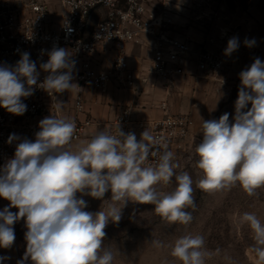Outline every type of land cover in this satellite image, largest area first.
<instances>
[{"label":"clouds","instance_id":"1","mask_svg":"<svg viewBox=\"0 0 264 264\" xmlns=\"http://www.w3.org/2000/svg\"><path fill=\"white\" fill-rule=\"evenodd\" d=\"M254 43L245 41L248 47ZM238 47V38L229 39L225 54ZM48 57L40 65L48 75L39 84L40 72L29 53H22L14 66L0 64V107L20 116L27 110L23 100L34 94V86L49 95L79 88L72 82L75 61L68 50L54 47ZM239 78L232 122L227 112L218 120H203V138L195 145L196 165L203 173L197 187L204 192L238 184L253 196L264 187V61L255 58ZM63 104L56 101L57 111ZM75 130L74 120L51 115L39 121L34 141L9 136V144L18 142L14 155L0 166V198L9 201L0 210V248L13 246L14 224L23 219L26 249L17 264H112V251L103 247L105 229L110 222H120L129 202L153 205L168 223H191L193 215L186 209L196 206L193 180L187 171H177L181 166L164 137L146 128L138 140L135 133H125L119 126L115 135L99 131L72 150ZM150 156L156 160L146 164ZM173 177L176 186L171 191L157 187L169 185ZM108 192L111 203L105 210H85L88 203L83 196L105 201ZM238 222L254 233L252 251L261 264L264 224L252 213H244ZM152 244L163 247L160 241ZM171 256L182 264H205L211 253L203 236L186 234L175 240Z\"/></svg>","mask_w":264,"mask_h":264},{"label":"built area","instance_id":"2","mask_svg":"<svg viewBox=\"0 0 264 264\" xmlns=\"http://www.w3.org/2000/svg\"><path fill=\"white\" fill-rule=\"evenodd\" d=\"M158 0H0V64L14 66L27 52L40 72L38 84L48 75L40 69L54 47L68 50L78 71L73 83L78 85L68 107L57 111L56 101L64 103L62 93H49L35 87L34 94L23 100L27 110L17 116L0 107V166L14 155L16 143L9 144L10 134L20 139L35 140L39 121L48 116L71 115L76 130L70 148L77 150L80 142L90 140L99 131L115 135L120 126L125 133H141L148 128L154 136H162L169 150L176 155L186 146L192 122L186 115L162 113L139 116L128 106H117L115 113L97 120L92 110L104 105L108 87L132 90L135 85L173 86L178 78L213 79L224 70L222 53L198 50L191 42L162 31V20L156 12ZM60 9V22L52 17ZM102 13L101 20L90 24L93 13ZM71 29V31H69ZM148 48V59L132 57V50ZM112 55L110 67L103 62ZM141 56V55H140ZM142 57V56H141ZM134 60V61H133ZM136 64H135V63ZM93 93L94 96L90 94ZM142 91V95L144 94ZM108 105V104H106ZM164 106H162V110ZM65 110V111H64ZM156 157H149L152 163Z\"/></svg>","mask_w":264,"mask_h":264},{"label":"rangeland","instance_id":"3","mask_svg":"<svg viewBox=\"0 0 264 264\" xmlns=\"http://www.w3.org/2000/svg\"><path fill=\"white\" fill-rule=\"evenodd\" d=\"M158 1L156 12L166 21L162 25V31L191 42L198 50L207 49L222 53L225 59L224 70L216 78H178L172 87L165 89L163 86L153 87L137 83L132 90H128V95L134 98H128L126 103L122 104L135 110L146 111L154 117H160L166 112L190 118L192 126L187 144L174 160L181 166L177 171H187L193 180L196 206L194 209H186L192 213L193 220L188 225L171 224L155 213L153 205L129 202L123 209L120 222H110L106 227L103 247L112 251V264H182L171 256L175 240L186 234L201 235L205 240V249L211 253L210 257L205 258V264H258V258L252 251L255 245L254 233L247 224L241 225L238 221L244 213H252L264 224V187L257 189L253 196H249L238 184L213 193L200 190L197 182L203 178V173L196 165L198 157L195 145L203 138V120H218L227 112L232 122L240 86L239 73L250 66L257 57L264 61V55L253 52L252 48L244 44L246 40H243L244 43L236 51L230 55L225 54L227 46L221 45L224 40L217 34H222L224 29L234 31V28L231 23L218 21L217 0ZM101 15L99 12L93 13L90 24L94 26L99 22ZM148 51V48H144L138 53V48H135L131 56L145 58L143 61H146ZM111 59L109 55L103 62L104 69L110 67ZM77 71L78 67L75 65L72 75ZM143 90L145 95H142ZM71 98L72 92L64 98L63 107H68ZM250 107L249 104L248 108ZM67 117L71 118L70 112ZM175 186L173 177L169 185L157 187L168 192ZM77 195L80 196L79 193ZM110 197L111 192L105 194V201L83 196L88 203L85 210H105L111 203ZM17 211L15 208V212ZM14 231L16 239L13 246L10 249L0 248L1 257L5 258L0 264H17L23 257L26 249L24 236L27 231L23 219L14 224ZM153 240L162 242L163 247H154ZM27 264H31V261Z\"/></svg>","mask_w":264,"mask_h":264},{"label":"crops","instance_id":"4","mask_svg":"<svg viewBox=\"0 0 264 264\" xmlns=\"http://www.w3.org/2000/svg\"><path fill=\"white\" fill-rule=\"evenodd\" d=\"M217 6L219 8L216 15L218 21L221 23H231L234 28V31L224 29L222 30V34H217L219 38L224 40L221 42V45L226 47L229 39L233 37L238 38L239 47L244 43L243 40L255 41V43L249 48H252L253 52L256 54L259 53L260 55H264V0H217ZM55 11L57 14L52 17V20L54 25H58L60 22V9L55 7ZM109 55L110 54H107L108 57ZM71 92L72 98H74L76 92L75 90ZM71 92L64 91L61 98H67ZM128 93V90L118 89L114 85L109 86L106 94L99 97L105 98L103 99L105 106L99 105L93 109V117L97 120L110 118L115 113L117 106L125 104L128 98H134V96L128 95ZM90 95L94 96L93 93ZM136 111L139 116L148 114L143 110ZM88 141L90 140L84 139L79 145H85ZM83 142L85 144H83ZM8 204L9 201L0 198V210H3ZM10 210L15 212V208ZM1 255L2 251L0 250V257Z\"/></svg>","mask_w":264,"mask_h":264}]
</instances>
